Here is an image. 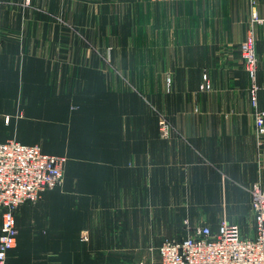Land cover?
I'll return each mask as SVG.
<instances>
[{"label":"crops","instance_id":"crops-1","mask_svg":"<svg viewBox=\"0 0 264 264\" xmlns=\"http://www.w3.org/2000/svg\"><path fill=\"white\" fill-rule=\"evenodd\" d=\"M51 9L0 0V143L64 156L14 136L22 107L33 133L59 109L78 137L62 188L18 210L21 237L77 253L78 263L98 255L97 264H116L110 254L132 264L133 253L159 263L165 240L203 227L216 234L223 221L252 238L249 187H264V145L260 154L240 46L252 13L264 20V0H61L59 22ZM256 51L264 110V22ZM51 61L81 67L58 72ZM204 76L209 91L200 90ZM153 108L171 122L170 139L160 138ZM13 252L21 260L27 248Z\"/></svg>","mask_w":264,"mask_h":264},{"label":"built area","instance_id":"built-area-1","mask_svg":"<svg viewBox=\"0 0 264 264\" xmlns=\"http://www.w3.org/2000/svg\"><path fill=\"white\" fill-rule=\"evenodd\" d=\"M261 22L256 13L252 14L250 28L240 46L252 83L250 93L260 154L264 145V110L258 107L260 86L255 27ZM210 89L208 78L204 76L200 90ZM158 128L162 139H170L173 126L163 114H159ZM66 161L62 156L45 154L38 145H25L16 140L0 143V264H11L10 255L18 244L16 210L22 204L38 202L46 191L61 186ZM249 193L255 219L252 238H244L238 225L223 221L216 234L209 227H203L186 239L165 240L159 247L160 261L156 264H264V187L261 180L249 187Z\"/></svg>","mask_w":264,"mask_h":264},{"label":"rangeland","instance_id":"rangeland-1","mask_svg":"<svg viewBox=\"0 0 264 264\" xmlns=\"http://www.w3.org/2000/svg\"><path fill=\"white\" fill-rule=\"evenodd\" d=\"M154 2H164V3H171L173 2V0H152ZM47 2H50L51 6H52V19L54 21H60L61 20V12H60V4H61V0H47ZM257 12H253L252 14H254ZM258 16V14H257ZM259 18V16H258ZM260 19V18H259ZM251 20H252V16L251 19L249 21L248 24V28H247V32L248 29L250 28V24H251ZM262 22L261 23H257L256 27H255V34H256V38H257V28L258 25L262 24L264 22V20L260 19ZM91 28H88L87 31H89ZM125 29V28H124ZM81 30H84L83 28ZM86 31V30H84ZM86 31V32H87ZM85 38H90L88 35L85 34ZM49 68L51 67L52 70L54 71H71L72 69H79L81 66L79 65V62H73L70 61L68 63H66L65 61L60 62V61H51L48 63ZM52 65V66H51ZM55 95V94H54ZM76 107H74L75 109ZM77 109V108H76ZM55 113V111H58L55 113V116H53V120L54 123L52 122H44L46 121H52L49 119H45L42 118L40 123H37V125L35 127H37L38 129L36 130L35 133H33L32 131H30L27 128V124L29 119L32 120L30 117V109L22 107L20 110H18L19 115L21 117V121L19 124L15 125V128L18 129L17 134H15L14 136L18 139L24 140L26 141L27 139H29V136H34V142H38L40 145H42L44 147V150L46 151L47 149L49 151H53L56 152L58 154L64 152V158H66V165L68 170H72L75 168L74 166L76 165V144H78L77 141V136H76V129L73 131L71 126H65L62 125L59 121H60V110L59 109H53L51 110V112ZM153 111L156 112V114L158 115L159 112L153 108ZM18 117V118H20ZM158 117V116H157ZM20 128V129H19ZM2 132H4V129L2 128V126H0V135L2 134ZM158 133H159V128H158ZM17 135V136H16ZM160 136V135H159ZM161 138V137H160ZM29 141V140H27ZM67 170L65 172L64 175V181L63 184L65 183L66 180V174ZM69 174V173H68ZM63 184L57 188H55L54 190H59L60 188H62ZM51 190V191H54ZM48 192V191H47ZM39 203L36 202L35 204ZM28 205V203L22 204L17 210H16V217H17V213L18 210L22 207ZM18 221V220H17ZM1 222H2V215H1ZM26 231L22 230L19 231V237H18V245H22V247H26L27 248V254L25 255L24 258H22L21 260H18L17 258V254L14 253L12 251L11 255H10V263L11 264H97L96 262V258L98 257V255H95V257L93 256V254L90 255L89 258V254L85 252V260L82 263H78L77 261V257L78 254L77 253H62L61 251H54L52 253H49L48 251H46V246L44 243V240L42 239H38L36 241V239L31 238L29 239L28 237H21V234ZM24 239V240H23ZM31 240V241H30ZM16 247V248H17ZM15 248V249H16ZM31 250L32 252H30L28 254V251ZM151 255L152 254H147V253H133V254H128V258L130 256H132V264H151ZM80 256V255H79ZM110 256L116 257V264H120V258H122L123 255L120 254H110ZM17 258V259H16ZM128 261V259H127Z\"/></svg>","mask_w":264,"mask_h":264}]
</instances>
